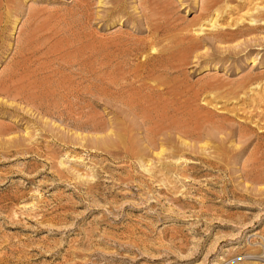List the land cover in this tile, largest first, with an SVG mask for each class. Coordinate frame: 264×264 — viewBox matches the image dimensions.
Returning a JSON list of instances; mask_svg holds the SVG:
<instances>
[{
  "label": "rangeland",
  "instance_id": "1",
  "mask_svg": "<svg viewBox=\"0 0 264 264\" xmlns=\"http://www.w3.org/2000/svg\"><path fill=\"white\" fill-rule=\"evenodd\" d=\"M253 14L264 0H0V264H264Z\"/></svg>",
  "mask_w": 264,
  "mask_h": 264
},
{
  "label": "bare ground",
  "instance_id": "2",
  "mask_svg": "<svg viewBox=\"0 0 264 264\" xmlns=\"http://www.w3.org/2000/svg\"><path fill=\"white\" fill-rule=\"evenodd\" d=\"M206 6V5H205ZM254 16V14L251 16V17H253ZM219 17V16H218ZM218 17H216V19L214 20V23H212L213 24V26H219V25H217V23H218ZM213 18V17H212ZM254 18V20H257V19H264V16H262V17H259V18H255V17H253ZM205 19V18H204ZM212 21V20H211ZM202 27V26H201ZM212 34V33H211ZM242 31H237L236 32V34L235 35H238L237 37L238 38H240L239 36L241 35L242 36ZM234 35V34H233ZM232 35V36H233ZM234 35V36H235ZM214 36H215V38L217 39V41L218 40H220V41H222V42H224V40H225V37L223 36V33L221 34V33H216V34H214ZM244 36H245V34H244ZM187 38V37H186ZM227 39H229V38H227ZM237 39V38H236ZM186 39H185V37H182L181 38V45H182V48H184V50L185 51H191V50H193L196 46L195 45H192V44H190V43H184V41H185ZM235 40V39H234ZM207 43V42H206ZM205 43V44H206ZM201 45V44H200ZM198 47V46H197ZM171 52V51H170ZM104 130V129H103ZM105 138V137H104ZM99 139V138H98ZM97 140V139H96ZM110 143V142H109ZM99 144V143H98ZM97 144V145H98ZM164 151V150H163ZM160 154V153H159Z\"/></svg>",
  "mask_w": 264,
  "mask_h": 264
}]
</instances>
